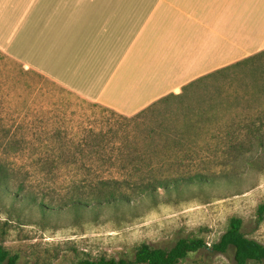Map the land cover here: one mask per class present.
Segmentation results:
<instances>
[{
  "label": "trees",
  "instance_id": "16d2710c",
  "mask_svg": "<svg viewBox=\"0 0 264 264\" xmlns=\"http://www.w3.org/2000/svg\"><path fill=\"white\" fill-rule=\"evenodd\" d=\"M23 67L18 79L26 89L55 84ZM110 111L124 122L107 129L84 128L82 137L70 143L61 127L37 133L40 144L31 150L25 145L27 134L14 131L0 117V209L17 211L22 204L48 220L67 210L84 217L104 207L118 209L156 197L161 190L242 176L264 151V49L193 80L133 115ZM49 140L52 144H43ZM27 151L30 163L14 159ZM24 211L20 207L18 215ZM1 214L0 264H20L21 254L4 245L12 220H2ZM263 219L261 215L259 222ZM243 228V219L233 216L211 244L199 236L180 238L171 247L143 242L130 257L86 256L76 264H212L215 255L231 252L234 264H263L264 243Z\"/></svg>",
  "mask_w": 264,
  "mask_h": 264
},
{
  "label": "crops",
  "instance_id": "0c3cea01",
  "mask_svg": "<svg viewBox=\"0 0 264 264\" xmlns=\"http://www.w3.org/2000/svg\"><path fill=\"white\" fill-rule=\"evenodd\" d=\"M10 2L15 58L126 115L264 49V0Z\"/></svg>",
  "mask_w": 264,
  "mask_h": 264
},
{
  "label": "rangeland",
  "instance_id": "374dc122",
  "mask_svg": "<svg viewBox=\"0 0 264 264\" xmlns=\"http://www.w3.org/2000/svg\"><path fill=\"white\" fill-rule=\"evenodd\" d=\"M12 6L10 2L0 11V117L14 131L27 134L28 150L40 144L37 133L57 127L63 129L70 143V139L77 142L82 137L84 128L107 129L124 122L110 111L112 108L88 100L51 78L55 84L47 89L40 88V83L32 90L21 86L20 67L29 68L13 55ZM30 152L14 159L30 163ZM21 205L15 207L17 211L0 209L2 220H12L3 237L4 245L21 254L20 264H76L86 256L130 257L143 242L171 247L183 237L199 236L211 244L226 231L233 216L243 219L247 236L264 243V219L259 222L264 216V151L240 177L219 178L171 192L161 190L156 197L146 196L118 209L104 207L84 217L67 210L48 220L38 209ZM20 207L25 211L19 216ZM212 264H234L232 252L215 255Z\"/></svg>",
  "mask_w": 264,
  "mask_h": 264
}]
</instances>
